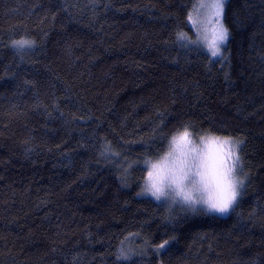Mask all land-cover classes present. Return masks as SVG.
I'll return each mask as SVG.
<instances>
[{
    "label": "trees",
    "instance_id": "trees-1",
    "mask_svg": "<svg viewBox=\"0 0 264 264\" xmlns=\"http://www.w3.org/2000/svg\"><path fill=\"white\" fill-rule=\"evenodd\" d=\"M198 0H0V264H264V0H227L215 63L188 17ZM182 33L187 40L178 41ZM27 34L22 59L9 46ZM183 122L243 140L248 181L227 218L164 219L101 161L162 147ZM135 264V262H133Z\"/></svg>",
    "mask_w": 264,
    "mask_h": 264
},
{
    "label": "clouds",
    "instance_id": "clouds-1",
    "mask_svg": "<svg viewBox=\"0 0 264 264\" xmlns=\"http://www.w3.org/2000/svg\"><path fill=\"white\" fill-rule=\"evenodd\" d=\"M223 6L227 0H218ZM176 36L178 41L187 40ZM221 38L211 42L205 37L204 54L213 63L224 56L229 35L222 25ZM21 59L38 47L33 37L23 34L9 42ZM243 140L212 130H196L191 123L175 126L163 137L162 147L145 152L139 158L125 159L120 149L104 140L97 149L98 158L114 169L120 189L130 190L134 169L141 168L135 198L149 201L162 209L164 219L175 214L187 217L227 218L241 200L248 181L242 153ZM149 255L147 242L138 245L136 237L122 238L113 252L114 264H143Z\"/></svg>",
    "mask_w": 264,
    "mask_h": 264
},
{
    "label": "rangeland",
    "instance_id": "rangeland-1",
    "mask_svg": "<svg viewBox=\"0 0 264 264\" xmlns=\"http://www.w3.org/2000/svg\"><path fill=\"white\" fill-rule=\"evenodd\" d=\"M214 2H216V0H198L188 17L189 23L196 33L195 39L202 48L203 41L201 37H206L207 40L211 42L214 33L220 28L221 15L219 17L215 16V10H210L206 7Z\"/></svg>",
    "mask_w": 264,
    "mask_h": 264
},
{
    "label": "snow or ice",
    "instance_id": "snow-or-ice-1",
    "mask_svg": "<svg viewBox=\"0 0 264 264\" xmlns=\"http://www.w3.org/2000/svg\"><path fill=\"white\" fill-rule=\"evenodd\" d=\"M206 7H208L210 10H215L214 11V15L219 17L221 15V9H222V6L221 4L218 2V0H216V2L214 3H211L209 5H207ZM221 29H222V25L221 27L219 28V30L217 32L214 33L213 35V41H215L216 39H219L221 38ZM184 35L181 34V38H183ZM206 38V37H205Z\"/></svg>",
    "mask_w": 264,
    "mask_h": 264
}]
</instances>
